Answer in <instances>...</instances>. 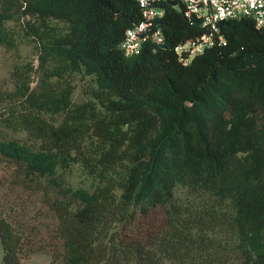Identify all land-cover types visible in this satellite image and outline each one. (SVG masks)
<instances>
[{
  "label": "trees",
  "instance_id": "16d2710c",
  "mask_svg": "<svg viewBox=\"0 0 264 264\" xmlns=\"http://www.w3.org/2000/svg\"><path fill=\"white\" fill-rule=\"evenodd\" d=\"M160 5L163 41L126 56L138 0H0V45L18 16L40 51L34 85L0 87V162L49 210L48 264H264V30L222 19L224 42L183 63L174 46L206 27ZM77 72L93 85L74 101ZM75 164L88 185L65 182ZM28 235L0 210L3 264Z\"/></svg>",
  "mask_w": 264,
  "mask_h": 264
},
{
  "label": "rangeland",
  "instance_id": "374dc122",
  "mask_svg": "<svg viewBox=\"0 0 264 264\" xmlns=\"http://www.w3.org/2000/svg\"><path fill=\"white\" fill-rule=\"evenodd\" d=\"M53 31L65 30V23L60 20H51ZM12 32L13 43L0 45V87L13 89V76L28 71L35 84L39 76L40 58L39 46L29 35L25 34V23L22 17H14L7 21ZM33 66V69L30 68ZM71 96L74 101L87 97V90L93 85L92 77L77 72L72 80ZM10 169L4 162H0V210L15 224L28 233L31 240L24 246L22 261L25 264H48L51 259L49 244L45 243L46 228L52 217L47 206L36 196L31 195L23 187L12 182ZM67 184L78 186L88 185L90 179L81 171L78 165H72L61 172ZM161 218L160 211L154 212L152 219ZM0 264L1 245H0Z\"/></svg>",
  "mask_w": 264,
  "mask_h": 264
},
{
  "label": "built area",
  "instance_id": "2783aa9c",
  "mask_svg": "<svg viewBox=\"0 0 264 264\" xmlns=\"http://www.w3.org/2000/svg\"><path fill=\"white\" fill-rule=\"evenodd\" d=\"M162 1L166 0H138L142 16L125 29L120 43L126 56L137 54L146 40L156 43L163 41L162 31L153 28L154 19L164 14V8L160 5ZM182 5L184 15L189 18L200 16L206 27L201 34L188 37L174 46L178 59L183 63L189 62L214 43L224 42L218 25L222 19L251 16L255 25L264 30V0H182Z\"/></svg>",
  "mask_w": 264,
  "mask_h": 264
}]
</instances>
